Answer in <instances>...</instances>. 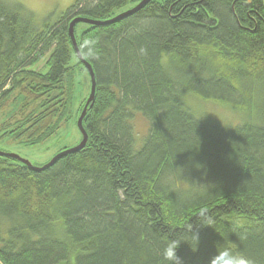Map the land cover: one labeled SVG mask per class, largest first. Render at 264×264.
Returning <instances> with one entry per match:
<instances>
[{
    "label": "trees",
    "instance_id": "16d2710c",
    "mask_svg": "<svg viewBox=\"0 0 264 264\" xmlns=\"http://www.w3.org/2000/svg\"><path fill=\"white\" fill-rule=\"evenodd\" d=\"M140 1L75 0L38 20L0 0V104L18 106L0 137L35 144L76 123L90 77L70 21ZM73 33L95 76L87 141L40 171L0 154V264H164L191 224L200 244L181 245L185 264L224 249L264 264V0H149ZM193 96L239 122L195 112Z\"/></svg>",
    "mask_w": 264,
    "mask_h": 264
},
{
    "label": "rangeland",
    "instance_id": "374dc122",
    "mask_svg": "<svg viewBox=\"0 0 264 264\" xmlns=\"http://www.w3.org/2000/svg\"><path fill=\"white\" fill-rule=\"evenodd\" d=\"M22 3L28 10L32 11L36 19L42 20L46 16L55 18L63 9L71 5L75 0H14ZM131 6L130 3L117 9L116 11H124ZM195 97V96H193ZM189 105L195 112L208 116L212 119L223 123L235 124L240 118L237 113L229 106L211 102V100H202L187 97ZM18 106H15L13 96L1 102L0 104V127L6 121L9 123L14 120L13 116L18 111ZM18 113V112H17ZM133 125L137 133L144 134L147 128L145 120L140 116H135ZM79 143V132L77 124L73 122L65 123L59 128L56 133L44 141L35 144H24L20 141L13 140L9 137H0V151L14 154L28 161L32 166L39 167L47 163L58 151L64 147L70 148Z\"/></svg>",
    "mask_w": 264,
    "mask_h": 264
},
{
    "label": "water",
    "instance_id": "95a60500",
    "mask_svg": "<svg viewBox=\"0 0 264 264\" xmlns=\"http://www.w3.org/2000/svg\"><path fill=\"white\" fill-rule=\"evenodd\" d=\"M149 0H141L139 3H137L135 6H133L132 8H129L127 9L126 11H123L122 13L118 14L117 16L113 17L112 19H109L108 21H102V22H99V21H95V20H91V19H87V18H83V17H75L73 18L70 23H69V27H68V35L71 39V43L73 45V48L76 52V55L78 57V59L83 63V65L85 66L88 74H89V77H90V93L85 101V104L82 108V111L80 113V115L78 116L77 118V121H76V124H77V128L79 130V132L81 133V139L79 141L78 144H76L75 146H72L70 148H66V149H63L62 151L58 152L57 154H55L47 163H45L44 165L42 166H32L28 161L20 158L19 156L17 155H14V154H9V153H5V152H1L0 151V154H5V155H10L12 157H15L17 158L19 161H21L23 164H26L28 165L31 169L35 170V171H40V170H43L49 166H51L55 160H57L58 158L68 154V153H72V152H75L81 148L84 147V145L86 144V141H87V133L85 131V129L83 128L82 126V119L86 113V110H87V107L89 105V103H91L92 99H93V96H94V92H95V76H94V72H93V69L91 67V64L89 62H87L81 55V53L79 52L78 50V47H77V44H76V41H75V38H74V33H73V29H74V25L78 22H84V23H90V24H106V23H110V22H113V21H116L118 19H121L125 16H128L134 12H136L137 10H139L144 4H146Z\"/></svg>",
    "mask_w": 264,
    "mask_h": 264
},
{
    "label": "clouds",
    "instance_id": "9594fccd",
    "mask_svg": "<svg viewBox=\"0 0 264 264\" xmlns=\"http://www.w3.org/2000/svg\"><path fill=\"white\" fill-rule=\"evenodd\" d=\"M87 42L95 44V41ZM95 54L93 49L89 55L94 56ZM199 223L201 226H205L203 222ZM186 232V237L173 236L165 242L161 252L164 264H185L184 258L178 254V250L182 244H187L192 252L197 251L200 244L199 231H194L191 224V227L187 228ZM211 264H253V261L243 253H234L230 249H224L211 258Z\"/></svg>",
    "mask_w": 264,
    "mask_h": 264
}]
</instances>
